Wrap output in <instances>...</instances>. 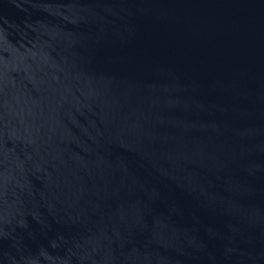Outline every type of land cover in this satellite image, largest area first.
Returning a JSON list of instances; mask_svg holds the SVG:
<instances>
[{
  "label": "water",
  "instance_id": "obj_1",
  "mask_svg": "<svg viewBox=\"0 0 264 264\" xmlns=\"http://www.w3.org/2000/svg\"><path fill=\"white\" fill-rule=\"evenodd\" d=\"M0 264H264V0H0Z\"/></svg>",
  "mask_w": 264,
  "mask_h": 264
}]
</instances>
